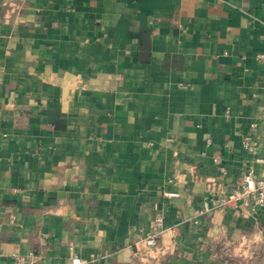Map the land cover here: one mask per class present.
<instances>
[{
    "label": "crops",
    "instance_id": "1",
    "mask_svg": "<svg viewBox=\"0 0 264 264\" xmlns=\"http://www.w3.org/2000/svg\"><path fill=\"white\" fill-rule=\"evenodd\" d=\"M261 55L264 0H0V264L264 246V208L206 209L264 176Z\"/></svg>",
    "mask_w": 264,
    "mask_h": 264
},
{
    "label": "built area",
    "instance_id": "2",
    "mask_svg": "<svg viewBox=\"0 0 264 264\" xmlns=\"http://www.w3.org/2000/svg\"><path fill=\"white\" fill-rule=\"evenodd\" d=\"M264 58V55H261ZM249 149L251 147L246 145ZM262 161V160H259ZM246 208L255 210L256 208H264V176L259 177L251 168L244 175L243 179L229 191H219L211 195L206 209L221 210L225 208ZM162 219L156 220V225L162 227ZM158 233H151L145 239V247L149 250H155L157 247ZM71 264H83L78 251H72ZM15 264H27L26 260L17 256Z\"/></svg>",
    "mask_w": 264,
    "mask_h": 264
},
{
    "label": "rangeland",
    "instance_id": "3",
    "mask_svg": "<svg viewBox=\"0 0 264 264\" xmlns=\"http://www.w3.org/2000/svg\"><path fill=\"white\" fill-rule=\"evenodd\" d=\"M245 249L248 250L246 254L238 253L237 256L231 253V249L227 252L231 254L228 258H231L232 264H264V246H260V249Z\"/></svg>",
    "mask_w": 264,
    "mask_h": 264
}]
</instances>
